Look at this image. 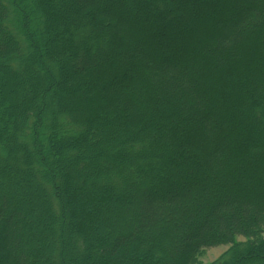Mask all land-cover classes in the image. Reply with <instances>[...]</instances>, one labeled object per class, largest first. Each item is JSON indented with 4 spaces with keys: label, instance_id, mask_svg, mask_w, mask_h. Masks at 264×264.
Returning a JSON list of instances; mask_svg holds the SVG:
<instances>
[{
    "label": "trees",
    "instance_id": "trees-1",
    "mask_svg": "<svg viewBox=\"0 0 264 264\" xmlns=\"http://www.w3.org/2000/svg\"><path fill=\"white\" fill-rule=\"evenodd\" d=\"M63 1L0 0V78L14 79L0 97V264H197L226 244L210 264H264V0H138L136 18L122 0ZM58 25L49 67L77 77L47 130L37 96L52 70L32 51ZM119 31L140 44L135 68L131 43L122 62H90L111 58ZM68 167L94 168L97 193L70 196Z\"/></svg>",
    "mask_w": 264,
    "mask_h": 264
},
{
    "label": "rangeland",
    "instance_id": "rangeland-1",
    "mask_svg": "<svg viewBox=\"0 0 264 264\" xmlns=\"http://www.w3.org/2000/svg\"><path fill=\"white\" fill-rule=\"evenodd\" d=\"M72 1L73 0H66L65 4H64V1H63L64 7L67 8L66 4L68 5V4L72 3ZM137 1L138 0H122L124 5L126 6L125 7V9H126L125 11L127 13L130 12L129 14H131V15H129L130 18L138 17L137 15H138V13L140 11V10H138L139 8L138 9H136V8L134 9L133 8ZM54 3H53V5H54ZM46 6H48V5L45 4L44 7H46ZM39 9L40 8L36 9L37 14L40 13ZM62 24H63L62 27L65 28L66 27L65 22L64 23L62 22ZM30 25H32V22H31ZM24 27L28 28V25L25 24ZM59 31H60V26L59 25L56 28L54 27V29H48V31L43 30V27H41L40 31H38V33H37L38 47L33 48V51H32L33 54H35L36 56L39 55L38 56V57H40L39 59L42 58V60L46 63L45 64L46 67L50 68V69H51V67H49V66H50V64L52 63V61L54 59L47 58L48 42H47L46 38L43 39V36L44 35L49 36V38L50 37L53 38V40L56 43L60 44V42L64 41L67 38V36H66L65 32L60 33ZM119 32H120L119 35L122 36V39L124 41H123V43L120 42V45H118L117 48L114 49L115 53L111 56L110 59L108 58L107 60H105V58H104L105 52H103L104 49L102 48L98 54L92 55L89 58V61L90 62H95V61L100 59L102 61L100 63V67L101 68H107L109 66L110 62H112V63H114V62H122L123 52L125 50L124 46L127 43H131V46H134V48H135V53H132L134 59L130 60V62H131L130 65L125 64V63H123V65L125 66V68H128V69L131 68L133 70V68H135L134 67L135 63H137L138 60H141L143 52H141L140 44H138L136 42V40L132 41V40H130V38H126L122 31H119ZM59 63H60V59H56V65H54V67H52V69H51L52 70V76H53L52 81L50 83L46 82V84H44V85L41 84L42 82H40L39 85H41V89H38L39 95L37 96V101L41 100L39 103L42 104V109L44 110L43 112H44V117H45L44 118L45 120L43 121V125H44L43 128L47 129V130H53L51 128V126H49L48 117L52 116L53 113L57 112L58 109H60L62 107L63 102H61V100H60L61 97L60 96H63V95L71 96V94H72L71 93V89L75 86V78L77 77V73H76L77 70L71 76H69L68 78L67 77H63L62 74H60V73L58 74V71L56 70L55 66H57ZM89 64L90 63L87 62L86 66H90ZM70 66L73 69L76 68V65L73 64L72 62H70ZM1 78H0V82H2L3 84L0 85V97L3 96V94H4V88L3 87H4L5 83H7V85H10L11 82H13V80H14L13 78H11V77H9L7 75H5V78L3 80H1ZM109 84L111 85L110 82H109ZM28 94H29V91L27 93H21V96L18 95L17 96L18 97V101L24 100V98ZM48 104L51 105L50 108H49ZM59 122L60 121L57 120L55 122V124H52V126L55 125L54 128H55L56 132H58V130H59V128H58L60 126ZM44 132L42 133L43 136H45ZM61 145L62 144H60V146ZM73 145L76 146L75 143L74 144H72V143L69 144L70 147L73 146ZM73 151L76 154H82V152L78 148H75ZM52 152H53L52 153L53 156H55L56 153H57V154H59V156H63L66 160H69V161L71 160V157L66 158L67 156L64 155L66 153V150L63 151L62 149L57 148V150L55 152L53 150H52ZM53 166H54V164H53ZM99 167L102 168L103 165L100 164ZM94 170H95L94 168H90V167H88L85 170H81V171H74L70 167L67 168V171L65 170V168H63L62 170H59V172L62 175H65V174L67 175L68 174L69 178L71 180V187L68 190V194L70 196L81 195L84 198L87 195L97 193L96 184H88V181H90L92 179V177H93ZM31 184H32V188L36 191L35 193H34V190L32 192L34 194L39 193L40 189L37 188L38 184L36 182V179H34ZM157 184L158 183L155 182L154 185H157ZM158 185L161 186V184H158ZM20 192L21 193L17 194L18 198H21V199H24V200H29L31 198L30 192H26V191H20ZM65 192L67 194V189L66 188L64 189V193ZM41 199H42L41 203L42 202L45 203V199H43L42 197H41ZM94 205H95V202L91 201L90 204H89V207L86 206V205L84 207H85V209L88 210V208H90V206H94ZM42 206H44V204H42ZM64 209L70 210L69 208H66V207ZM103 211H104L105 215L108 216L107 210L104 209ZM40 218L45 221V219L43 218V215H40L38 213L37 219H40ZM74 218H76V220H77L78 216L74 217ZM126 223H127V221L125 220V226H126ZM90 225H91V229L92 230H97L99 228V226H101V223H100L99 220H94V221H92L90 223ZM63 226H64L63 228H64L65 233L70 237V234H71L72 230H66L67 227L65 225V222L63 223ZM123 232H124V230H123ZM72 236H75V235L72 233ZM18 237H19V235H18ZM261 237L264 238V227H263V234H262ZM21 240H22V238H21ZM247 241L248 240L245 237H237L236 238V242L244 243V242H247ZM231 246H232L231 244H226V245H218V246H213V247L207 248L206 250L203 251V254L197 259V264H210L211 262H214L215 260L220 258L221 255H224L229 249H231ZM4 255H5V253L0 254V261H1L2 256H4ZM72 256L76 260L80 259L79 255L76 254V253H73ZM89 262L91 264H97L96 258L94 256H91L89 258Z\"/></svg>",
    "mask_w": 264,
    "mask_h": 264
}]
</instances>
